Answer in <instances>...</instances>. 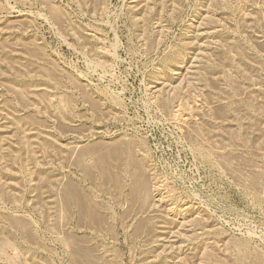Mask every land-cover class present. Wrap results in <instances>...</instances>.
I'll return each instance as SVG.
<instances>
[{
  "label": "rangeland",
  "instance_id": "rangeland-1",
  "mask_svg": "<svg viewBox=\"0 0 264 264\" xmlns=\"http://www.w3.org/2000/svg\"><path fill=\"white\" fill-rule=\"evenodd\" d=\"M0 264H264V0H0Z\"/></svg>",
  "mask_w": 264,
  "mask_h": 264
}]
</instances>
